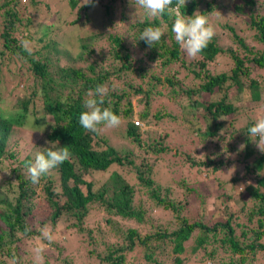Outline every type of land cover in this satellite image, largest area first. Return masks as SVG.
<instances>
[{
    "label": "trees",
    "instance_id": "trees-1",
    "mask_svg": "<svg viewBox=\"0 0 264 264\" xmlns=\"http://www.w3.org/2000/svg\"><path fill=\"white\" fill-rule=\"evenodd\" d=\"M24 1L0 0V71L14 64L11 80H17L0 88V166L20 155L13 149L23 128L40 137L36 150L11 169L14 200L0 190V264H34L32 250L41 242L44 264H82L84 255L90 264H264V153L247 132L264 115V77L252 74L264 72L260 3L244 0L232 8L235 16L247 12L245 28L252 36L214 19L220 30L192 58L175 41L167 15L149 20L142 8L124 10L135 0ZM230 4L187 0L180 11L213 18ZM87 21L95 31L77 36ZM148 26L164 32L151 48L139 40ZM23 39L38 44L31 45V55L21 47ZM66 39L70 43L64 46ZM62 56L69 62L61 64ZM223 57L228 69H219ZM180 69L186 71L183 76ZM100 84L109 89L104 106L121 117L124 138L133 147L115 145L107 129L93 133L80 126L83 101ZM168 104H178L181 113ZM134 117L141 125L154 120L163 127L141 128ZM210 141L215 142L211 150L205 144ZM221 142L223 152L235 151V159L245 164L242 176L226 181L220 193L201 191L202 179L182 180L173 189L155 178L159 162L173 150L184 152L191 174L225 168L223 160H214ZM194 143L206 146L204 158L192 156ZM50 146H68L71 158L41 179L45 195L35 212L29 201L40 183L31 182L26 165ZM120 168L132 170L131 180ZM250 175L253 183L242 182ZM211 204L214 213L200 215ZM45 224L55 236L51 244L40 240L38 229ZM26 227L32 231L25 233Z\"/></svg>",
    "mask_w": 264,
    "mask_h": 264
},
{
    "label": "rangeland",
    "instance_id": "rangeland-1",
    "mask_svg": "<svg viewBox=\"0 0 264 264\" xmlns=\"http://www.w3.org/2000/svg\"><path fill=\"white\" fill-rule=\"evenodd\" d=\"M258 3H260V11H264V0H256ZM231 4L229 6V9L227 11H225L223 14H219L217 16H214L213 18H209L210 22H212L214 19H216L220 24L222 23H229L232 26H234L239 32L241 33H247L248 35L252 36L251 32H248V30L245 28L246 26V19L248 18V14L246 11L242 12V14L235 16V12L232 10L233 8V4L235 3H239V4H244V0H230ZM21 3H25L24 0H22ZM52 3V2H50ZM53 7L54 5L51 4ZM124 5V4H123ZM132 10V9H137L135 6L133 7V5L126 4L124 7V10ZM118 11L116 10V14L118 16ZM75 12V10H74ZM128 14V12H126ZM71 15V14H70ZM40 18L43 20H46L47 17H45L44 15L40 14ZM222 22V23H221ZM212 25H214L216 32H218L220 30V27L216 26L214 23H212ZM95 31V26L92 23H89L88 21L83 23L82 25H79V27L77 28V36H87L89 35L91 32ZM129 31L126 29V35L128 36ZM76 35H73V38H76ZM132 42L135 43L136 38L132 37L131 38ZM130 41V39H129ZM129 41L127 44H129ZM70 43L69 39H66V41L64 42V46L68 45ZM31 45H33L34 47H38L37 43H31ZM136 46V45H135ZM137 47V46H136ZM78 47H76L77 49ZM147 49V48H146ZM66 62H69V60H67V58L65 57H61L60 58V63L63 64ZM226 59L221 58L220 59V63L221 66L219 69H228V67L225 65ZM15 65L11 64L9 67H3L2 70L0 71V88L3 89L4 87H8L11 84L17 83V80L15 82V80H11V78L13 77V73L11 72V69H14ZM256 70L252 71V74H254V77L257 79H261L262 77H264V72L262 70L255 72ZM255 72V73H254ZM186 73V71H184L183 69H180V76H183ZM261 101L262 104L264 103V93L261 95ZM250 106H255L256 104H258L256 101H251L249 102ZM171 104H168L169 107H171V111L176 113V112H180L181 113V109L177 110V105H173L170 106ZM260 105H257V107ZM256 107V106H255ZM134 121H139L140 119L138 117H134L133 119ZM245 119L241 118L240 124H244ZM136 123V122H135ZM141 121H139V126L141 128H150L153 130H157L160 129L161 127H163L162 124L160 123H155L154 120L151 121V124L148 125H141ZM124 123H121V125L118 128H114V129H107L106 134L110 137V139L113 141V143L115 145H119V144H124L127 147H133V145L129 142V140L124 138ZM20 135H23V138H21L20 142L17 144L16 149H13L14 152L19 151L20 155H17V157L14 158H5L4 161L2 162L1 166H0V190L6 194V196L9 198V200L13 201L16 194H17V188H14L15 190H11V184L10 181L14 180V175L11 172V169L15 166L19 165V161L24 158L23 156L29 152V150H36V148H34L35 146H33V144L36 142V140L38 141L39 137H40V132H34V131H29V129H24L22 130L21 133H19ZM143 136H145L143 134ZM215 142H206L205 144H208V147L210 146V150L212 145L214 146ZM227 144V143H226ZM170 147H173V143L169 142ZM225 145V142H221L220 146L218 148V157H215L214 160L216 159H221L224 161L225 164V168H220V170L214 171L212 174H205L204 172L201 173H192V171L188 170V163L186 162L185 158L186 155H184V152H182V150H177L178 148H176L177 151L173 150L171 152L170 156H164V158L159 162V167L160 170L157 173L158 177L155 176L156 179H158L161 183H164L165 185H171L172 188H179L177 186L178 183H180L182 180H188L190 182V180H195V179H202L203 183L200 184L199 187H201V191H208V192H215V194H218L221 192V189H223L221 186L225 187L227 185L228 180L233 179L235 177H241L242 174L244 173L243 170V166L245 164V162H238L235 158V151H231V152H223L222 149ZM198 146V147H197ZM180 147V146H178ZM192 147L195 148L194 153L191 152V154H193L192 156L195 157L196 159L199 158H204V155L202 154V152L208 151V149H206V146L204 145H200V144H195L194 146L192 145ZM123 175L126 176L127 179L131 180V176L133 177V173L132 170H130L129 168H120V170ZM108 173H105V175H107ZM163 176V177H162ZM249 177L248 179L244 180V176H243V180L242 182H252V181H248L249 179L252 178V175L247 176ZM238 178V180H239ZM237 182H240L238 181ZM45 181V180H44ZM42 181V182H44ZM253 183V182H252ZM240 184L243 185L242 183H237V185ZM10 185V189L9 186ZM197 185V184H196ZM236 185V186H237ZM170 186V187H171ZM253 186V185H251ZM239 187V188H240ZM238 188V187H237ZM238 188V189H239ZM42 184L40 183L38 186L35 187V196L32 197V199L29 201V205H33V209H35L36 211H40V207L42 205V198H43V194L42 195ZM246 191V188H245ZM246 197V196H245ZM212 200H207V202H211ZM249 204L252 202V200H249ZM225 203V202H224ZM224 207V204L223 206ZM193 212H195V210L192 208ZM210 212L214 213L212 204L210 206L204 207V209L200 210V215H204L207 216L209 214H211ZM154 218H159L161 216L160 211L158 210H154L152 213ZM152 220V219H151ZM68 241V239H66ZM81 240V239H79ZM68 244V243H67ZM187 248L189 249V251L186 252V254L190 255L192 253V248H193V241H189V244L187 246ZM52 249L50 248V250H48V254H51ZM22 253L25 252V249H23L21 251ZM67 252V251H66ZM85 254V252H84ZM75 257L76 254H75ZM85 259L82 262V264H90L89 259H86V256L84 255ZM78 258V257H77ZM95 261V259H94ZM91 261V262H94ZM141 261H144V258L141 259ZM188 262V261H185ZM127 264H129L127 262Z\"/></svg>",
    "mask_w": 264,
    "mask_h": 264
},
{
    "label": "clouds",
    "instance_id": "clouds-1",
    "mask_svg": "<svg viewBox=\"0 0 264 264\" xmlns=\"http://www.w3.org/2000/svg\"><path fill=\"white\" fill-rule=\"evenodd\" d=\"M92 0H88L91 3ZM187 0H135V6L143 9L146 17L151 20L154 17L167 15L172 20L171 31L180 49L188 56L195 58L200 55L216 35V29L209 18L197 11L191 16L184 15L180 9L185 7ZM164 35L161 27L148 26L143 29L139 40L151 48L158 44ZM21 47L32 54L31 42L28 39L21 40ZM109 89L103 85H97L93 91L87 94L83 101L85 111L79 115V124L87 132H100L103 129L118 128L121 117L112 108L105 107L106 97ZM66 98L61 103H66ZM109 104L110 100L107 101ZM251 140L261 153H264V115L258 116L248 128ZM50 144V142H48ZM244 146L241 145V148ZM71 158L68 146L54 149L53 146L47 147L46 152L35 153L34 159L26 167L28 176L33 184H39L41 179L49 174L60 164ZM40 240L47 241L49 244L54 242L55 236L45 224L39 227ZM25 233L31 232V227L25 228ZM34 264H44V253L46 245L37 243L33 248ZM18 264V262H17Z\"/></svg>",
    "mask_w": 264,
    "mask_h": 264
}]
</instances>
